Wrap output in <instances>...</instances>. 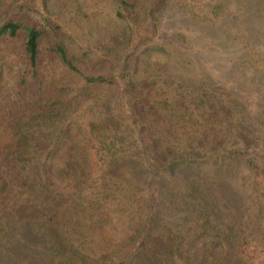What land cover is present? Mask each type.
<instances>
[{"label": "trees", "instance_id": "1", "mask_svg": "<svg viewBox=\"0 0 264 264\" xmlns=\"http://www.w3.org/2000/svg\"><path fill=\"white\" fill-rule=\"evenodd\" d=\"M114 2L115 19L123 28L100 48L109 71L86 78L110 88L88 121L86 144L95 155L93 170H98L90 178L95 179L90 184L87 169L73 159L64 163L67 154L60 152L69 141L80 95L63 99L38 93L33 112L14 127L15 154L10 169L0 175V264H256L264 247V231L258 229L264 221V192L248 198H255L256 210L240 213L237 199L249 184L238 167L262 170L264 128L255 129L253 138L250 123L236 118L223 122L216 130L220 135L194 136V122L210 119L217 99L209 91L204 97L182 77L202 54L189 36L178 33L172 17L166 23L165 12L176 0ZM77 4L78 22L91 21L93 14ZM55 12L50 0L0 7V43L24 33V74L41 86V49L69 71H78V63L93 50L85 38L96 32L89 28L81 38ZM154 54L163 56V68L139 79L143 57ZM186 60L189 65L177 63ZM50 103L59 107L49 108ZM53 172L62 175L63 185L53 180ZM124 182L129 191H146L136 202L139 211H146L144 222L133 225L111 251L91 257L81 247L85 240L76 238L81 216L88 212L84 203L92 199L94 207H101L113 186ZM91 187L98 191L90 195ZM165 215L188 220L195 215L197 228H175L164 223ZM90 224L100 226L106 219L92 214ZM199 243L204 249L198 253Z\"/></svg>", "mask_w": 264, "mask_h": 264}, {"label": "rangeland", "instance_id": "2", "mask_svg": "<svg viewBox=\"0 0 264 264\" xmlns=\"http://www.w3.org/2000/svg\"><path fill=\"white\" fill-rule=\"evenodd\" d=\"M15 1L18 0H0V7L4 9ZM77 1L50 0V5L56 11V18L69 32H76L81 38L86 37L89 28L96 32L94 36L87 35L85 38L93 50L78 63V71L67 70L43 48L40 66L44 83L41 86L30 73L24 74V33H19L16 38H6L0 43V175L10 169L11 159L15 154L14 127L29 117L33 112L36 96L42 92L50 98L68 99L70 95H80V100L74 104L76 113L72 118L74 123L70 127L69 141L60 152L67 154L68 159L64 163L72 162L73 159L87 169L90 184L95 179L90 178L98 170H93V164L96 165L95 155L86 144L88 121L90 114L101 108V98L109 93L110 88L102 83H89L86 78L108 73L109 64L102 60L100 48L109 42V37L119 35L123 25L115 19L114 0H79L87 12L93 14V18L89 22H78L79 18L75 15ZM165 15L166 23L172 17L178 33L189 36L196 50L202 54L195 59L194 65L191 64L182 73V77L192 89L203 91L204 97H208L209 91L217 99L210 107V119L200 117L194 122L193 135L210 139L220 135L216 130L223 127L225 120L238 118L237 123H250L252 137L255 138V129L257 133L260 127L264 128V123H260L264 120V0H176ZM145 33L146 30H143L140 35ZM162 59V55L156 54L149 59L143 57L138 72L139 79L157 74L163 68V64L159 63ZM177 63L189 65L188 60ZM24 75L27 79L25 85L22 84ZM48 107L57 109L59 105L50 103ZM230 109L233 113L227 112ZM184 124L178 123V126L184 127ZM210 126L215 129L212 130ZM238 170L249 184L246 194L237 199L238 208L240 213L248 210L250 213L257 209V204L254 202L255 198H248L264 192V163L260 172H249L241 166ZM61 176L59 172H53V180L59 185L64 184ZM130 180L131 178L128 179ZM149 187H153V184ZM129 190L124 182L115 187V190L113 186V195L106 196L101 207H94L92 199L84 203L88 212L81 216L76 238L82 242L85 240L81 247L89 256L99 257L111 251L119 241L127 237L133 225L136 227L144 222L146 211H142L141 207L139 211L140 205L136 202H142L146 191ZM97 191L91 187L86 192L92 195ZM92 214L106 219V224L92 226ZM164 223L190 231L196 230L198 220L195 215L189 220L186 217L170 219L167 216ZM254 225L252 223L251 228ZM89 228L92 231L88 232ZM258 229L264 231V221L259 223ZM198 245L199 253L204 247L202 243ZM255 263L264 264V247L260 248Z\"/></svg>", "mask_w": 264, "mask_h": 264}]
</instances>
